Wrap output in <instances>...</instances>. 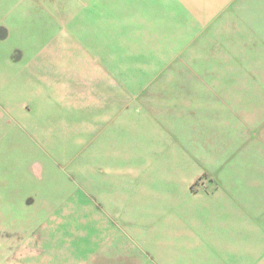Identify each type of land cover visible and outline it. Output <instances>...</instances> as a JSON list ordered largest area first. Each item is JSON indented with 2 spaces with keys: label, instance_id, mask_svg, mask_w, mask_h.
<instances>
[{
  "label": "rangeland",
  "instance_id": "374dc122",
  "mask_svg": "<svg viewBox=\"0 0 264 264\" xmlns=\"http://www.w3.org/2000/svg\"><path fill=\"white\" fill-rule=\"evenodd\" d=\"M19 1L14 10L6 12V8L4 14L0 13V19L19 17L14 45L5 40L1 57L6 62L20 65L29 57L25 46L34 47L35 54L44 45L62 39L72 46L67 53L65 47L61 48L55 57L58 61H71L79 55L76 53H83L104 65L106 56L116 76L132 80L129 85H138L136 74L151 78L158 75L166 81L177 76L191 78V85L175 81L190 88L152 94L147 90L135 95L139 102L174 101L173 112L133 103L116 114L110 106L111 98L102 97L97 90L93 93V87L84 98L72 91L53 90V83L37 79L36 91L24 96L27 107L36 111L35 123L10 127V132H19V144L6 135L0 143V213L4 212L5 220L11 218L9 210L13 207L19 213L16 209L23 197L35 198L32 184L44 178L35 162L43 155L54 157L50 152L43 153L34 136L48 132L54 141L68 143L66 147L71 150L78 147L73 156L78 164L86 163L90 173L80 175L71 170L56 175L47 180V189L90 191L95 178L98 187L104 189L122 179V189L126 190L130 182L134 193L117 194V199L126 201L131 222H138L134 227L153 236L151 247L157 245L160 252L150 256L138 247L140 254H136L144 263L264 264V220L257 219L258 206L247 203L248 198L259 196L256 188L264 175L258 167L252 172V148L247 147L245 156L250 158L244 166L241 153L235 150L244 124L264 123V4L257 18L223 19L230 10L229 4H223L218 5L214 18L205 19L213 4L199 3L202 8L195 12L198 18L184 27L186 20L172 18L157 0ZM7 34L8 29L0 26V37ZM41 56L35 59L41 60ZM92 69L88 64L82 68L85 74H92ZM119 81L112 83L122 84ZM88 122L101 127L83 144L79 136ZM162 137L167 142L160 143ZM252 138H258L257 130ZM138 156L142 168L137 167L133 175L112 164L116 159L124 164L131 159L136 164ZM190 162L197 170L188 181L189 191L197 192L207 185L209 193L191 195L187 191L186 167ZM54 164L61 170L74 169V163L62 157ZM261 165L263 170L264 159ZM17 166L19 175L14 171ZM216 172L220 173L217 178ZM19 226L28 228L20 222L14 228ZM137 246L133 243L134 248ZM139 259L118 253L111 259H101V264H138Z\"/></svg>",
  "mask_w": 264,
  "mask_h": 264
},
{
  "label": "crops",
  "instance_id": "0c3cea01",
  "mask_svg": "<svg viewBox=\"0 0 264 264\" xmlns=\"http://www.w3.org/2000/svg\"><path fill=\"white\" fill-rule=\"evenodd\" d=\"M8 1L9 6L5 7ZM157 2L160 6L161 4L164 5L166 12L170 13L172 18L186 20L182 26L188 25L193 18H198L195 12L202 8V6H198L199 3H211L214 5V7L210 5L209 14L205 15V19L214 18V13L218 11V5L221 6L223 4H229L230 8L229 12L222 17L223 19L257 18L260 16H257L256 13L260 10V5L264 4V0H157ZM16 3L18 5L21 4L19 0L16 2L15 0H0V13L4 14V9L6 8H8L6 12L14 10ZM249 10H251L249 15L240 13ZM18 20L19 17L15 19L13 15L6 20L0 19V26L8 29L7 36L0 37V140L2 139L0 143L3 142L6 135L10 139L12 137V143L16 142L19 144L21 141L19 132H10V127H22L26 124L35 123L36 111L27 107L24 96L28 92L36 91L37 79L42 83H53V90L61 93L72 91L76 94L84 95V98L89 97L88 93L93 87V93L97 90L102 97L108 96L111 98L110 106L116 114L127 110L133 103L144 108L173 112L176 105L174 101L163 99L157 102L152 100L139 102L136 100L137 97L135 95H141L143 91L147 90L151 91L150 94H152L157 90L164 92L175 89L188 90L190 88L188 85L183 86L175 81L189 83L191 78L185 79V77L177 76L178 78H169V81H166L161 78L162 76L157 75L151 78L148 74L142 76L136 73L138 80H135V83L138 85L132 86L130 84V86L128 83H131L132 80L127 81L125 76H116L115 72L111 71L112 64L106 56L104 57L107 62L104 65L92 58L90 54L83 53H76L79 55L75 54L76 56L71 61H58L55 57H58L57 55L60 54L61 48L65 47V53H67L66 49L72 46L65 44L62 39L55 43L44 45L40 50L42 54L41 60L35 59L37 55L40 56V53L33 54L35 48L29 45L24 47L29 57L20 65L10 61L6 62L2 59L1 54L6 49V39H8L9 44L14 45L15 26ZM85 64H88L89 68H93L92 74L86 73V75L83 72L82 68ZM95 71L96 76H94ZM85 78L88 81H83ZM118 78L122 84L112 83L113 80ZM130 78L132 77L130 76ZM149 79L153 80L150 81ZM154 81L158 84L159 82H169L170 84L143 85L144 82ZM45 112L48 111L45 110ZM178 116V120H180L181 115L178 114ZM86 125L89 126L86 127ZM83 126V128L80 127L82 133L79 137L81 138L82 136V143L85 144L89 142V137H92L93 133L101 127V124L88 122ZM180 126L184 127L181 120ZM42 127L47 126L42 125ZM255 130L258 131V138L253 139L252 134ZM262 130L264 131V123L262 124L260 121L250 126L244 124L239 131L235 150L237 154L241 153L243 165L245 160L250 158L248 155L245 156L247 147L252 148L254 155L252 172L258 167L259 173L264 175V169L262 170L261 168V159H264V155L261 157V149L264 152V132L262 133ZM9 133H12V135ZM75 138L78 137L75 135ZM34 139L38 140V144L44 148L43 153L50 152V156L54 158H46L49 156L43 155L44 158L35 162L40 173L44 175L40 183L32 184L36 189L35 198L23 197L16 209L19 213H15V207L11 208L9 210V212H12L11 218L7 220H5L4 212L0 213V264H101V259H111L118 253H123L125 256L129 254L131 256L135 255L139 259L140 256L136 254L140 252H138L139 249L150 256L160 253L159 251L157 252V245L151 247V244L154 243L153 236L147 235L144 231L134 227V225H138V222H131V218L124 206L126 201L117 199V194L131 195L134 193L130 187V182H128L129 187L126 190L122 189L124 184L122 179L114 180L109 189H104L98 187V182L95 178H93V190L90 191L79 188L69 190L64 187L57 190L47 189L45 187L47 180L56 175L64 174L71 170L82 175L90 173V169H88L86 163L78 164L77 158L73 156L78 147L71 150L66 147L69 146L68 143L54 141L53 135H49L48 132L42 137L34 136ZM161 139L164 138L162 137ZM165 142H167L165 139L160 141V143ZM255 152H257L258 156L255 155ZM60 157L73 162L74 169L61 170L54 164L57 158ZM141 161L142 158L138 156L136 164L131 159L128 164H124V162H120L117 159L112 161V164L117 170L120 169L124 172L128 169L129 173L133 175L136 174L133 172L137 167L142 168ZM15 163H17L16 159ZM195 170L197 168L193 167L191 162L186 167L187 179L185 186L187 189L188 181ZM14 171L19 175L20 167L17 166ZM219 174L216 172L213 175L217 178ZM17 179L19 180V177ZM204 184L206 185V183ZM207 187L206 185L205 188L193 193L189 189L187 191L191 195H196L200 192L209 193L211 190H208ZM256 193L259 196L248 198L247 203L252 206H258L256 210L257 219L263 221L264 178L260 181V187L256 188ZM2 214L4 216L1 217ZM18 222L28 225V228L22 229L20 226L14 228ZM29 222H32L34 226ZM170 238L172 240L175 239L172 236ZM133 243L138 245L137 249L133 247ZM138 264L146 263H144V260H140Z\"/></svg>",
  "mask_w": 264,
  "mask_h": 264
}]
</instances>
